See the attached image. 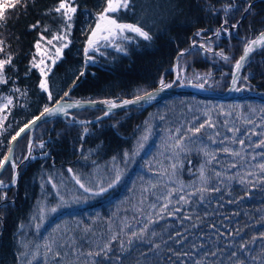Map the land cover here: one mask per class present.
Returning <instances> with one entry per match:
<instances>
[{"label": "trees", "instance_id": "trees-1", "mask_svg": "<svg viewBox=\"0 0 264 264\" xmlns=\"http://www.w3.org/2000/svg\"><path fill=\"white\" fill-rule=\"evenodd\" d=\"M59 2L22 0L6 10L0 25V59L12 57L7 83H0V160L13 137L74 84L72 100H121L161 80L171 83L175 58L190 37L199 44L178 66L191 57L195 69L221 64L233 74L244 45L264 30L263 0L244 19L246 0H131L128 10L112 15L143 27L152 40L125 33L128 39L98 43L99 51H89L93 60L85 63L84 49L105 0H75L70 31L54 11ZM225 18L239 21L229 34L221 26ZM65 32L66 40L53 39ZM67 41L57 58L54 48ZM38 42L49 56L48 68L32 67ZM203 42L214 44L213 52ZM255 56L264 70V52ZM230 74L224 89L216 90L228 88ZM260 77L256 88L264 91V72ZM45 80L47 91L39 86ZM179 80L199 84L185 74ZM102 112L75 114L90 119ZM42 135L45 156L21 166L18 186L0 189L7 194L0 199V264H264V97L177 94L88 126L55 118L37 127L33 142ZM28 147L29 133L16 146V164ZM14 174L9 165L2 174L6 185ZM116 175L118 183L101 191Z\"/></svg>", "mask_w": 264, "mask_h": 264}, {"label": "snow or ice", "instance_id": "snow-or-ice-1", "mask_svg": "<svg viewBox=\"0 0 264 264\" xmlns=\"http://www.w3.org/2000/svg\"><path fill=\"white\" fill-rule=\"evenodd\" d=\"M74 3H75V0H60L58 6L54 9V11H56L57 13H60L65 18V20H66L65 27L69 31L71 29V23L70 22L73 20V16L77 11V7L74 6ZM130 3H131V0H105V7L98 14L96 26L92 30L91 37L87 41L88 46L84 49V53L86 56L85 63L93 60V57L88 55L89 51H99L97 44L99 43L100 40L112 41V40H116L118 38L128 39V37L124 35L126 32L135 33L137 36L142 37L145 41L152 40V36L150 35V33L148 31H145L143 27H141L139 25H135V24L119 23L117 21V19L115 18V16L112 15V14L120 12L121 10H128ZM17 4H22V0H0V25H2L4 22H6V19H7L6 10L10 9V8H15L17 6ZM250 8H251V5H249V9ZM246 10H248V9H246ZM225 23H226V21H225ZM37 26L38 25H32L33 28H35ZM68 34H69V32H65L64 35H56L53 37V39L64 41V40H66V37ZM217 35H219V33H217ZM41 38L43 39V37H41ZM69 43H70V41H67L65 43H62L60 47L54 48V54L57 58L62 56L63 49L67 48ZM48 44L51 45L52 41L49 40ZM257 45H264V33H261L257 39L248 43V46L245 48L244 55L240 58V61H238L235 65L237 71H239V69L241 68V63L246 60L248 53L253 51L254 46H257ZM36 48L38 50L40 49V43L39 42L36 44ZM201 48H203V45H201ZM117 50L118 51H125L124 48H120V47H117ZM3 51H4V42H3V40H0V52H3ZM225 59H227V57H225ZM55 62H56L55 60H52L53 64H55ZM40 63H44V61L41 60ZM11 64H12L11 55H7L6 58L0 59V83H7V80L5 77V68H6V66L11 65ZM32 67H37V68L40 67L39 64L35 63V59L33 61ZM40 71H41L42 75H45L43 68H41ZM80 75L82 76V75H84V73L81 72ZM161 85H162V87H171V85H165L162 80H161ZM39 86L41 89H44L45 91H47L46 80L41 81ZM15 91L18 92L20 90L15 89ZM65 95H67V93H65ZM146 97L151 99L152 94L151 93H145L144 96H137L135 98V100H125V101H123V104L126 105V104L136 103L137 101L144 100ZM49 99H51V93H49ZM7 103L8 104L12 103L11 98L8 99ZM105 103H108L110 108H114V107L118 106L114 102L105 101ZM6 106L7 105H5V107ZM72 106L79 107V104L61 105L55 109L45 108L44 113H47L48 115H54V114L61 112V111L66 112L67 107H72ZM0 110H2V109H0ZM44 113H42V115ZM36 119H40V117H37ZM32 123L34 124L35 120ZM21 131H23V129H21ZM197 131H199V129H197ZM85 132H87V129H85ZM17 135H19V133H17ZM13 139H15V137H13ZM143 139L146 140L147 136L143 137ZM41 147H42V145H41ZM141 147H142V145H141ZM6 163H9V157H7V156L4 157L2 160H0V170H2L4 168ZM11 166L13 169H15L16 168L15 162H11ZM260 168L264 169V164H261ZM69 171H71V170H69ZM17 176H18V174H17ZM202 177H203V173H202ZM116 181L117 182L119 181V176H117ZM16 182H17V177H14L12 183L15 184ZM112 186H113L112 184H109V187H112ZM4 187H7V185L5 184V182L3 180H0V188H4ZM81 187L83 188L84 185L81 184ZM85 191H89V189L85 188ZM101 191H106V189H101ZM0 199H7V194L3 193L2 195H0ZM181 199H185V198L181 197ZM185 203H188V201L185 200ZM51 211L55 212L56 209L53 208V209H51ZM33 219H35V217H33ZM0 220H2V217H0ZM21 227H23V226H21ZM37 227H39V225H37ZM48 247H49V250H51V246H48ZM26 254L27 253H23V255H26ZM89 255H92V253H89ZM96 255H99V253H96Z\"/></svg>", "mask_w": 264, "mask_h": 264}, {"label": "water", "instance_id": "water-1", "mask_svg": "<svg viewBox=\"0 0 264 264\" xmlns=\"http://www.w3.org/2000/svg\"><path fill=\"white\" fill-rule=\"evenodd\" d=\"M241 19H243V17ZM217 33L220 34V30ZM217 33H215V34H217ZM261 33H264V30L259 32L253 39L249 40V42L257 39ZM195 45H196V43H192L187 50L180 52L178 54V56L176 57V62H175L174 71H173L174 77L172 79V83L169 84V85H171V87H162V85H159V86L153 88L152 90L147 92V93L152 94L151 99L146 97L144 100H140V101H137L136 103L126 104V105L123 104V101L135 100V98L137 96L132 97V98H123L121 100H115V99H111V100H109V99L70 100L68 97L70 96L72 90L77 86V84H74L68 90L67 95H65L64 98L60 99L54 105L49 107V109H55L61 105L79 104V107H76V106L67 107L66 112L61 111V112H58L54 115H48L47 113H44V111H43L38 116H36L32 121H30L27 125H25L22 128L23 131L20 130L19 135H16L15 139L12 140L10 151H9V154L7 155V157H9V163H6L4 168L2 170H0V180H2L1 179L2 174L5 172V170L8 168V166L11 164V162H15V149H16L18 142L26 134L29 133L28 154H27V157L22 161V163L20 165H16V171H15L13 178L17 177V182L15 184H13L11 182L9 185H7V187L0 188V189L10 188L13 185L17 186L20 175H21V173H20L21 165L24 164L29 159L35 160V159L41 158L44 155V154H39V155L32 154V148H33V137H34L35 130L37 129V127L41 123H44L46 121H49V120H52L55 118H61L64 120H66V118H69L70 121H68V122H70V123L79 124V125L93 124V123L99 122L103 119L110 117L112 114H114L116 112H119L122 110H127V109L133 108V107L147 108V107L154 105L155 103H158V102H160V101H162V100H164L170 96L177 95V94H190V95H194V96L216 98V99H220V100L234 99L235 97H241V96L247 97V96H252L254 94H257L253 90H247L246 92H244V88L240 87V82H241V79H242V76L244 74V70H245V67L247 65L249 58L255 52L259 51L264 45L254 46L253 51L249 52L246 60L241 63V68L239 69V71H237L236 67L234 68L230 85L228 86V88L225 91L214 90L212 88H208V87L196 84V83H180V84H177V79H178V77H177V60H178V57L181 55L187 54L192 49V47H194ZM247 46H248V44H247ZM243 55H244V52L241 55V57ZM240 58L238 61H240ZM144 95L145 94L138 95V96H144ZM105 101L114 102L118 106L114 107V108H110L109 104L105 103ZM96 107L103 109L104 112L102 113V115H100L94 119H77L76 116L71 113L72 111H75V110H83V109H87V108H96ZM42 113H44V114L42 115ZM37 117H40V119H36ZM34 120H35V123L33 124L32 122ZM15 164H16V162H15ZM17 174H18V176H17ZM12 181H13V179H12Z\"/></svg>", "mask_w": 264, "mask_h": 264}, {"label": "rangeland", "instance_id": "rangeland-1", "mask_svg": "<svg viewBox=\"0 0 264 264\" xmlns=\"http://www.w3.org/2000/svg\"><path fill=\"white\" fill-rule=\"evenodd\" d=\"M260 29L262 30V28H260ZM260 29H256V32ZM126 33L129 34L131 32H126ZM102 41H105V40H100L99 43ZM216 42L218 43V40H216ZM203 44L206 46V48L209 52H213L214 44H209L208 42H205V43L203 42ZM262 51L264 52V49L261 50L260 52H262ZM37 55L39 56V58L37 59V57H35V62L39 65L45 64V66L48 68L50 65L49 61L47 60L49 58V56H47L46 53H44L41 46H40L39 50L37 49ZM192 55H190V56H192ZM195 58H194V60H195ZM41 60H43L44 63H40ZM228 60H229V58L226 59L227 63H228ZM261 61H262L261 59H256L255 55L251 58V60L247 64V68L245 69V72H244V75H243V78L241 81V86L245 85V86L250 87L251 89H256V86H257L256 83L263 80V78L260 77V75L264 72V70L257 66L258 65L257 63H259ZM235 62L233 64V69L235 67ZM220 68H223V66L221 64H218L217 70H215V68H213L211 70L195 69L194 64L192 66V58L189 57V58H185L184 62L181 65L179 64V66H177V69L179 71L178 72V78L182 79L183 74H185L187 76V80H189V82L194 81V82H198L200 85L206 84L207 86H209V88L224 89L225 83L228 81V77H229L230 73L225 68H223V70L219 72L218 69H220ZM233 69H232V71H233ZM186 70L188 73H186ZM217 72L221 73V75L218 76V74H216ZM230 75H232V73ZM231 77L229 78V84L231 82ZM167 84H169V83H167ZM167 84H165V85H167ZM258 86H259V84H258ZM139 91L144 92L145 89L139 88ZM136 93H138V92H136ZM81 119H86V118L81 117ZM148 126H149V124H147L145 128L148 129ZM86 129H87V132H85V133H89L91 131L90 128H86ZM40 134H45V133L41 132ZM147 137H148V134H147ZM25 144H27V142ZM144 144H145V139H144L143 145ZM189 144H192V141H190ZM41 145H42V147H41ZM43 150H47V145H46V141L44 140V136L42 135V136H40L39 141H37L36 138L34 140L33 154L41 153ZM117 176L118 175L111 178V180H110V184H112L113 186L118 183L116 181ZM14 186L15 185H13L12 187H14ZM17 186H18V184H17ZM109 188L110 187L108 185L106 190H108ZM135 188H139V186L135 185ZM103 192H105V191H103Z\"/></svg>", "mask_w": 264, "mask_h": 264}, {"label": "flooded vegetation", "instance_id": "flooded-vegetation-1", "mask_svg": "<svg viewBox=\"0 0 264 264\" xmlns=\"http://www.w3.org/2000/svg\"><path fill=\"white\" fill-rule=\"evenodd\" d=\"M251 1H252V0L246 2V6H247L246 9H249V5H251V8H253L256 2H259V1H262V0L255 1V2H253V3H251ZM259 6H260V3H257V5H256L254 8H258ZM246 9H245V10H246ZM243 13H245L244 10H243V12H242L240 18L242 17ZM243 19H244V18H243ZM225 21H226V23H225ZM237 25H239V21L233 23V22L228 21L226 18H225L224 22L221 24L222 29H223L224 31H228V32H226V34H229V33L231 32L230 28L236 27ZM263 47H264V46H263ZM247 64H248V63H247ZM246 68H247V65H246L245 69H246ZM244 72H245V70H244ZM243 75H244V74H243ZM241 81H242V79H241ZM240 87H243V88L245 89L244 92H246L248 89L253 90L254 92H256L257 94H254L253 96L264 97V91L259 90L258 88H256V89H251L250 87L245 86V85H244V86H241V82H240ZM258 87H259V86H258ZM235 98H239V97H235ZM235 98H234V99H235Z\"/></svg>", "mask_w": 264, "mask_h": 264}, {"label": "bare ground", "instance_id": "bare-ground-1", "mask_svg": "<svg viewBox=\"0 0 264 264\" xmlns=\"http://www.w3.org/2000/svg\"><path fill=\"white\" fill-rule=\"evenodd\" d=\"M248 1H250V0H246V2H248ZM255 1H258V0H252L251 3L255 2ZM244 12H245V13H243V15H242L243 18L245 17V15H246V13H247V10H244ZM242 17H241V18H242ZM190 39H191V40H190V44H189V46H190L192 43H196L195 46H197V45L199 44L196 40H195V41L193 40V37H190ZM248 43H249V41L244 45L243 50H242V52H241V55L243 54V52H244V50H245V48H246V46H247ZM189 46H188V48H189ZM195 46H194V47H195ZM188 48H187V49H188ZM192 48H193V47H192ZM187 49H185V50H187ZM263 49H264V47H262L259 51L255 52V53L249 58L248 62L251 60V58H252L256 53L260 52V51L263 50ZM185 50H182V51H185ZM191 50H192V49H191ZM191 50H190V51H191ZM182 51H180V52H182ZM190 51H189V52H190ZM180 52H179V53H180ZM189 52H188V53H189ZM188 53H187V54H188ZM187 54H184V55H187ZM241 55L237 58V60H236V62H235V65H236V63L238 62V60H239V58L241 57ZM177 56H178V55H177ZM181 56H183V55H181ZM181 56H179L178 59H179ZM175 62H176V58H175ZM248 62H247V63H248ZM174 66H175V64H174ZM177 66H178V60H177ZM173 71H174V67H173ZM146 93H147V92H146ZM143 94H145V93H143ZM140 95H142V94H140ZM63 98H64V97H63ZM70 100H72V99L70 98ZM109 100H111V99H109ZM102 113H103V112H102ZM102 113H101L100 115H102ZM100 115H98V116H100ZM98 116H96V117H98ZM96 117H94V118H96ZM94 118H90V119H94ZM103 120H105V119H103ZM103 120H101V121H103ZM99 122H100V121H99ZM96 123H98V122H96ZM93 124H94V123H93ZM78 125H79V124H78ZM88 125H91V124H88ZM88 125H82V126H88ZM18 133H19V132H18ZM15 137H16V136H15Z\"/></svg>", "mask_w": 264, "mask_h": 264}]
</instances>
